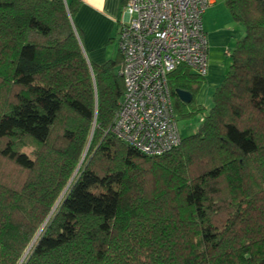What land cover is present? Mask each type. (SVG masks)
Masks as SVG:
<instances>
[{"label":"trees","instance_id":"trees-1","mask_svg":"<svg viewBox=\"0 0 264 264\" xmlns=\"http://www.w3.org/2000/svg\"><path fill=\"white\" fill-rule=\"evenodd\" d=\"M79 6L0 0V264H264V0L224 1L244 34L197 131L159 157L111 134L122 59H87ZM201 79L168 75L182 119L204 111Z\"/></svg>","mask_w":264,"mask_h":264},{"label":"built area","instance_id":"built-area-1","mask_svg":"<svg viewBox=\"0 0 264 264\" xmlns=\"http://www.w3.org/2000/svg\"><path fill=\"white\" fill-rule=\"evenodd\" d=\"M210 0H125L117 48L124 92L110 132L142 155L181 144L168 75L184 67L202 79L208 68L203 16Z\"/></svg>","mask_w":264,"mask_h":264},{"label":"crops","instance_id":"crops-1","mask_svg":"<svg viewBox=\"0 0 264 264\" xmlns=\"http://www.w3.org/2000/svg\"><path fill=\"white\" fill-rule=\"evenodd\" d=\"M80 6L73 19L80 43L87 59L95 65L110 60L112 46H117L118 31L123 16L125 0H79ZM225 0H210L211 5L203 16L208 41V68L204 79V96L221 84L226 73L229 54L234 44L243 36V28L235 24L224 6ZM118 50V48H117ZM193 73V72H191ZM194 74V73H193ZM206 100L200 95L199 107Z\"/></svg>","mask_w":264,"mask_h":264},{"label":"rangeland","instance_id":"rangeland-1","mask_svg":"<svg viewBox=\"0 0 264 264\" xmlns=\"http://www.w3.org/2000/svg\"><path fill=\"white\" fill-rule=\"evenodd\" d=\"M112 50L114 52H112V55L110 56V60H116L118 55H119L118 50H117V46L116 45L112 46ZM226 63L228 65V67H227V72H228V68L230 66L229 60H227ZM201 81H202L201 87L195 96V104H196V100L200 97V95L205 98L206 103L204 106L203 113L202 114H195L191 118H188V119H182L178 114H174L178 129L180 132V136L182 138L189 137L197 131L199 124L201 123L202 115L206 114L213 106L212 95H213L214 91L211 90V91H209V94L207 93L204 96V88H203L204 79H201ZM84 155H86V152Z\"/></svg>","mask_w":264,"mask_h":264},{"label":"water","instance_id":"water-1","mask_svg":"<svg viewBox=\"0 0 264 264\" xmlns=\"http://www.w3.org/2000/svg\"><path fill=\"white\" fill-rule=\"evenodd\" d=\"M175 95L183 105H189L192 102V95L188 92L176 90Z\"/></svg>","mask_w":264,"mask_h":264}]
</instances>
